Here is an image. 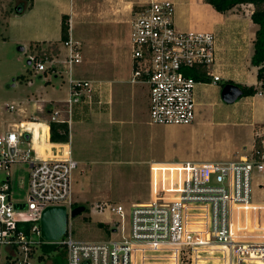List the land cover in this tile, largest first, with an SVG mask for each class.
<instances>
[{"label":"built area","instance_id":"1","mask_svg":"<svg viewBox=\"0 0 264 264\" xmlns=\"http://www.w3.org/2000/svg\"><path fill=\"white\" fill-rule=\"evenodd\" d=\"M216 41L213 31L178 28L172 0H149L135 11L130 81L147 88L150 122L193 121L196 83L207 81L204 76L213 82L221 78L214 72ZM63 43L67 95L48 110L44 131L39 132L48 140L51 122H65L69 128L75 110L90 112L94 103L104 102L101 80L75 76L74 67L82 59L80 41L69 33ZM28 58L35 70L46 69L47 56L43 59L36 51ZM27 122L19 121L0 134L4 264L39 260L42 253L35 250L43 244L61 248L63 264H264V201L254 202L251 192L254 173L264 170V123L254 128L251 148L237 158L165 164L167 181L147 200L129 206L97 202L99 211L115 216L103 222L105 236L73 237L69 217L65 233L47 239L41 235V212L48 205H64L70 212L72 172L78 161L67 141L50 140L42 151L38 149ZM43 139L38 135L37 141ZM20 162L28 166L26 201L15 200L9 190L10 167Z\"/></svg>","mask_w":264,"mask_h":264},{"label":"rangeland","instance_id":"2","mask_svg":"<svg viewBox=\"0 0 264 264\" xmlns=\"http://www.w3.org/2000/svg\"><path fill=\"white\" fill-rule=\"evenodd\" d=\"M148 1L149 0L69 1L72 7L69 17L67 18L68 23H70V14L73 10L78 14L84 13L88 15L101 11V16L99 15V18H95L94 16L93 19L95 20L91 19L93 20V26L89 34L92 36L95 35V39L100 37L98 41L93 39L94 42L96 41L95 43L101 44L104 41H111L113 39L115 41L113 44H117L116 46H100L98 50L101 51L102 54L100 56L101 59L98 58V55L94 54V50L89 49L91 47L86 41L88 25H85L83 18L81 19L79 16H75L71 22V34L74 39L80 41L82 49L81 62L75 65L77 74L90 75L91 77L95 76L93 70L91 73L87 71L89 69L91 70L92 60L99 61V59L100 61L102 60L103 63L101 64V67L104 69L103 72L107 73L110 65L107 61L111 60L110 58L114 54V51H116L115 55L118 64L124 67L126 74L130 72L129 32L131 29V19L135 11L144 7ZM21 2L22 0H0V132L13 128V122H18L27 117V114H24L21 110L30 103L29 101L27 102L28 97H42L43 93L50 87L48 83L57 89L54 94L52 91L48 90V96H64L66 93L65 85L62 82V76L60 74L57 76L55 75L52 71L55 67L51 68L53 63L49 61V58L53 57L52 51L58 44L56 41L49 43L42 41V39L48 37L57 39L60 33L61 15L58 12V8L54 4V0H37L33 7H26V9L22 11L14 10L15 5ZM235 6L236 8L233 12L236 11L239 13L242 11L244 15L248 12L245 3ZM251 7L253 8L254 6L252 5ZM183 17L194 20L197 16L190 12ZM206 17L207 15L201 13L199 20H204ZM243 18H245V16H243ZM116 19H118L119 23L116 28L110 27L109 24H103L116 21ZM100 24L103 25L97 27V25L100 26ZM35 39H40V41H36ZM251 39L252 33L251 38L250 36L248 37L247 33L246 40L248 45L251 43ZM19 45L24 46V49L20 50L18 48ZM251 45H253V40ZM36 51L43 59L45 56L48 58L44 61L46 66L44 71L35 70L32 63L27 62L28 54ZM65 53L66 49L64 50L62 58L63 62H57L63 73H65ZM248 58V53L244 51L243 59L248 60ZM94 63H96V61ZM247 66L251 68L250 61L247 62ZM227 68H230L231 72H239V69H236L235 65L229 64ZM250 68H248V70L252 72ZM97 76H100V74ZM47 79H49L50 82H47ZM221 82H225V80L222 79ZM60 84L63 85L62 90L59 89ZM136 85L140 86L145 94L143 109L138 113V117L142 124L140 126L127 124L125 128L129 133L132 134L137 132V134H142L146 129L154 128L157 129V132L161 136L168 134L175 137L186 136L187 130L182 127H167L165 124L146 122L148 120L146 88L139 84ZM232 102L223 100L221 96H215L209 103V109L204 113V118L208 120V124L216 126V131L211 133H209L208 130L205 131L203 139L206 141V144L211 146L224 143L225 133L220 132L221 127L228 129L230 138L233 137V130L235 127L233 121L229 119L232 113L231 108L221 106L222 103L230 105ZM9 104H13L15 108L10 109ZM27 108H30V105ZM220 122L223 125H220ZM27 123L34 129L35 145L42 151L44 147L49 144L45 145L42 140L37 141V137L39 131L43 133L45 124L34 120H30ZM71 133L73 134V139L71 137L72 155L78 161L77 166L72 172L73 202L85 205L84 211L70 217L72 235L79 239L105 236L106 225L102 222L109 221L110 217L114 218L115 216H113L109 210L99 211L96 206L97 202L109 201L110 203H123L125 206H129L130 201H126V198L129 196L138 198L139 196H134L140 193L142 185L140 183L133 184L130 181L131 174L134 171L131 163L126 160H121L119 162L111 160L112 157L109 152L110 143L109 139L105 136L106 133L104 129H98L95 133L83 135L78 131L76 132V124H72ZM39 136L43 139L42 134ZM23 146L26 145L24 144ZM10 172L9 190L12 198L19 201H26L28 166L26 163H14L10 167ZM0 176H2V174ZM259 187V182L255 183L253 179L251 192L254 202H261V193L256 192V188ZM125 221L127 222V218ZM35 251L41 253V249L39 248ZM64 260L65 257L61 248H52L44 252L41 259L37 260L33 258L31 264H63ZM5 261L6 250L3 247L0 251V264H4Z\"/></svg>","mask_w":264,"mask_h":264},{"label":"crops","instance_id":"3","mask_svg":"<svg viewBox=\"0 0 264 264\" xmlns=\"http://www.w3.org/2000/svg\"><path fill=\"white\" fill-rule=\"evenodd\" d=\"M36 1L37 0H32L26 7H33ZM69 1L54 0V4L58 8L59 14H66L67 18L69 17L72 7V4H70ZM172 1L174 5V23L178 28L184 30H209L216 34L217 69L214 70V72L221 75V78L216 82L209 80L199 81L196 83L194 90L196 112L191 123L165 124L167 127H182L186 129L187 134L184 137H175L169 134L161 136L157 132V129L154 128L146 129L142 134H137V132L132 134L129 133V131L125 128L127 124L136 126H140L142 124L140 118L138 117V113H140L143 109L145 94L144 90L136 84L145 88L146 86L141 83H132L130 81L131 56L130 72L126 74L124 67L117 62L115 55L116 51H114V54L111 56V60L107 61V63L110 64L107 73L103 72L104 69L101 67V64L103 63L102 60L100 61L102 52L99 51L98 48L104 45L116 46L117 44H113L115 43L113 39L111 41L107 40L106 42L104 39V42L101 44L95 43L100 37L95 39V35L92 36L89 34L93 26L92 21L95 20L93 17L95 16V18H99L101 11L88 15L84 13L78 14L73 10L70 14L69 20L71 22L75 16H79L81 19H84L85 25H88L86 41L91 47L89 49H93L94 54L98 55V58H100L99 61L92 60L91 70L89 69L87 71L91 73L93 70L95 72H93L95 76L91 77L90 75L87 76L77 74V69L74 67L75 76L86 78L91 77L101 80V98L104 102L100 104L94 103L90 112H86L85 108L83 111L78 109L75 110L69 127V138L67 143L69 144L72 153V124H76V132L78 131L83 135H89V133H95L98 129H104L106 133L104 134L109 139L110 143L109 152L112 157L111 160L118 162L126 160L131 163L134 171L131 174L130 181L133 184L140 183L142 185L140 193L134 196H139L138 198H133L131 196L126 198V201H130V204L136 201L147 200L155 190L164 187L167 180L165 172L162 169L163 165L188 160L199 161L237 158L241 153L251 148L254 141V128L257 125L264 123V87L261 86L260 81L256 78L257 66L253 65L251 62V68L247 66V62L250 61L253 53V45H251V43L254 39L255 30L257 28V24L254 23L250 17L253 9L251 6L253 4L250 2L245 3L248 12L244 15L242 11L239 13L236 11L233 12L236 6H233L225 11H218L205 0ZM26 7L24 9H26ZM190 12L197 16L194 20L183 17ZM201 13L207 15L204 20H199ZM243 16H245V18H243ZM103 24H109L110 27L113 28H116L119 25L118 19H116V21H110ZM103 24H100V26L97 25V27H101ZM69 33L71 34V27L69 29ZM247 33L250 38L252 33V39L250 40L251 43L249 45L246 40ZM71 37L74 39L72 34ZM93 39L96 41L94 42ZM35 40L40 41V39ZM59 40L60 33L57 39H51L49 37L42 39V41L46 43L56 41L58 44L56 51H52L53 57H51L49 61L53 63L51 68L55 67V69L52 70L55 75L57 76L60 74L62 76V82L65 85L66 93L64 96H48V90L52 91L53 94L57 91L55 87L48 83L50 87L43 93L42 97H28L27 102L29 101L30 103L26 106L29 107L30 105V108L24 106L21 110L24 114H27L28 118L26 117L19 121L24 120L27 122L34 120L45 123L48 118V110L55 103L61 104L62 100L67 95L65 75H63L64 73L62 72L61 67L57 64V62H63L62 58L66 46ZM244 51L248 53V60H245L246 58L243 59ZM95 61L96 63H94ZM229 64L235 65L236 69H239V72H231V69L227 68ZM248 68L252 69V72H250ZM99 74L100 76H97ZM222 79L225 81L232 80L246 85L253 84L257 88V91L253 94L239 96L236 101H233L230 105L222 103L221 106L231 108L232 111L229 119L233 121L235 127L233 130V137L230 138L228 129L221 127L220 132L225 133L224 143L210 146L206 144V141H204L203 135H205L206 130H208L209 133L215 132L216 126L208 124V120H205L204 118V113L207 109H209V103L211 100H213L215 96H221L220 91L224 83L221 82ZM47 82H50V80L47 79ZM59 89H63L62 84L59 85ZM9 108L12 109L15 108V106L13 104H9ZM148 121L149 117L146 122L149 123L150 121ZM18 122H13L12 127H16L15 125ZM220 125L223 124L220 122ZM5 131L0 132V134ZM47 141H50L48 140V137H44L43 142L45 145H47ZM114 151L116 155L114 154ZM10 177L11 172L9 179ZM253 179L255 180V183L259 182L260 187L256 188V192L261 193V201H264V170L256 172Z\"/></svg>","mask_w":264,"mask_h":264},{"label":"trees","instance_id":"4","mask_svg":"<svg viewBox=\"0 0 264 264\" xmlns=\"http://www.w3.org/2000/svg\"><path fill=\"white\" fill-rule=\"evenodd\" d=\"M32 0H28L27 3H19L15 7L16 11H22ZM209 2L216 10L225 11L233 6L241 3H252L253 9L251 11V20L257 24L255 30V36L253 39V53L250 58V62L257 66L256 78L260 81L262 87H264V0H205ZM69 36V24L67 22L66 14L61 15L60 21V40L65 41ZM57 47L53 51H56ZM200 78V77H197ZM209 81V77H202ZM232 80H227L229 82ZM224 82V83H225ZM223 83V84H224ZM242 88V95L253 94L257 91V88L253 85H246L238 83ZM69 138V128L65 122H51L49 139L51 141H67ZM76 205V203H74ZM52 248H58L54 244H43L40 249L42 254L39 255V259L42 258L44 252L51 250ZM63 252V251H62Z\"/></svg>","mask_w":264,"mask_h":264},{"label":"water","instance_id":"5","mask_svg":"<svg viewBox=\"0 0 264 264\" xmlns=\"http://www.w3.org/2000/svg\"><path fill=\"white\" fill-rule=\"evenodd\" d=\"M18 48L23 50L24 47L19 45ZM30 63V59H27ZM242 93V88L237 83L226 82L222 85L220 95L227 102L236 100ZM85 210L84 204L74 205L70 212L66 211L64 205L45 206L40 216L41 235L47 239H57L61 237L67 228L68 218Z\"/></svg>","mask_w":264,"mask_h":264},{"label":"flooded vegetation","instance_id":"6","mask_svg":"<svg viewBox=\"0 0 264 264\" xmlns=\"http://www.w3.org/2000/svg\"><path fill=\"white\" fill-rule=\"evenodd\" d=\"M26 1H28V0H22V2L21 3H27ZM19 4V3H18ZM17 6V4L15 5V7ZM229 82H233V83H237L238 84V82H235V81H229Z\"/></svg>","mask_w":264,"mask_h":264}]
</instances>
